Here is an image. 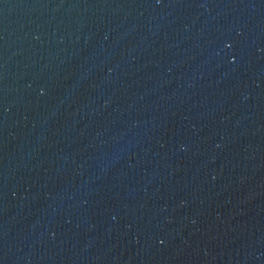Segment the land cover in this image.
<instances>
[{"label": "water", "instance_id": "obj_1", "mask_svg": "<svg viewBox=\"0 0 264 264\" xmlns=\"http://www.w3.org/2000/svg\"><path fill=\"white\" fill-rule=\"evenodd\" d=\"M0 264H264V0H0Z\"/></svg>", "mask_w": 264, "mask_h": 264}]
</instances>
